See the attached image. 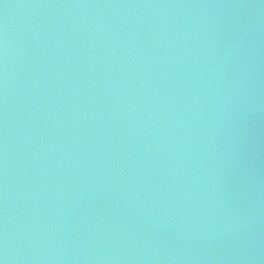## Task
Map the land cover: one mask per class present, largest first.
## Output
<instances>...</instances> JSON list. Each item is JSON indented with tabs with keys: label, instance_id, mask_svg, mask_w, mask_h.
Masks as SVG:
<instances>
[{
	"label": "water",
	"instance_id": "1",
	"mask_svg": "<svg viewBox=\"0 0 264 264\" xmlns=\"http://www.w3.org/2000/svg\"><path fill=\"white\" fill-rule=\"evenodd\" d=\"M0 264H264V0H0Z\"/></svg>",
	"mask_w": 264,
	"mask_h": 264
}]
</instances>
